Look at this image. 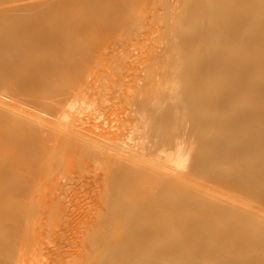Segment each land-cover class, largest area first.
Wrapping results in <instances>:
<instances>
[{
  "label": "bare ground",
  "instance_id": "obj_1",
  "mask_svg": "<svg viewBox=\"0 0 264 264\" xmlns=\"http://www.w3.org/2000/svg\"><path fill=\"white\" fill-rule=\"evenodd\" d=\"M123 33L149 44L127 80ZM84 151L112 185L87 264H264V0H0V264L18 196Z\"/></svg>",
  "mask_w": 264,
  "mask_h": 264
},
{
  "label": "rangeland",
  "instance_id": "obj_2",
  "mask_svg": "<svg viewBox=\"0 0 264 264\" xmlns=\"http://www.w3.org/2000/svg\"><path fill=\"white\" fill-rule=\"evenodd\" d=\"M129 33H131V32H129ZM129 33H127V34L123 33L124 35H127V39H126L127 41H129V42L131 40L132 41H131V43H126L127 49H126L125 55L122 57L123 61H121V64L123 63V67L121 68L120 75H118L119 77H121L122 79H125V80H127V77L132 75V73L134 72V70H133V68H135L134 63H133L134 62V56L137 57L136 64L138 65V63H142L146 59L145 54L147 53V50L149 49V44H147V45L144 44V42L146 40L143 37H139L138 35H135V34H134V36L129 35ZM114 39L115 38H113V39L109 38L110 42L107 45L108 46L113 45L112 44L113 41H111V40H114ZM118 41H119L118 39H117V41H114V42H116V45L120 43ZM114 59H116V58H114ZM118 59L119 58H117V61H118ZM129 66H131L132 68ZM235 66L236 67H242L243 65H242V62H238L235 64ZM90 78L89 79L92 81V77H90ZM118 80H120V79H118ZM129 81L131 82V79ZM129 81H127V83ZM92 82L90 83V86H92ZM125 84L126 83L124 82V84L122 85V88H124V89L126 87ZM131 84H132V82H131ZM124 89L121 92L116 93V95L119 96L118 99L111 100V101H113L112 102L113 104H115L117 102L116 100H118V102L119 101L121 102L119 104L117 102L116 105H113L112 103H110V105L111 104L113 105V106L111 105L112 108L114 106H117L118 108L121 106V107H124V109H126V108L128 109V107H131L132 100L134 99L136 93L138 92V89L136 87L132 88V86H131V88H129L130 90L129 89L124 90ZM126 90L129 93V96H128V94H126L127 97L125 95ZM230 90L232 93H235L236 103L237 104L242 103L246 97V92L242 91V88L240 86L236 85V83L231 84ZM123 91H124V93H123ZM132 91H134V92H132ZM120 94H123V95H120ZM122 97H124V101H123ZM126 98H127V101H126ZM237 100H240L241 102H237ZM129 102L131 103L130 106H129ZM126 106H128V107H126ZM117 107H114V108L117 109V111H118ZM131 108H133V107H131ZM134 108H135V106H134ZM121 110H123V108ZM121 110H119V111H121ZM79 157H81L80 158L81 160L77 157H76V160L75 159L71 160L72 159L71 158L70 164L68 167H65L63 169H61L62 167H59L58 173H57L59 178L56 182L53 181L55 179L54 176H51L49 178V180L42 182V183L36 182V184H35V182H34L33 184H31V187L33 186L34 188L30 187L29 188L30 192H27V195L25 194L23 197L18 196V198L19 197L22 198V199L19 198L18 201L22 200L23 204L24 205L26 204V206H24L20 201L18 203L16 202V204H18L17 207H19V208H17V211L14 210L16 208H13V210L16 212V214L14 215L13 212L12 213L10 212L11 213L10 215L13 214L14 216L13 215L9 216V219H11L10 220L11 222L9 221V223H12V224L14 223L13 224V226H14L15 225L14 221H17L16 225L18 224L19 227L15 225L16 227L13 229H16L17 227L20 228V229L17 228L18 231H16L17 229L16 230L11 229L12 232L10 231L12 243H13V241L15 243V245L12 244L14 247L11 245L13 247L12 248L13 252L11 253V250H9V254H12V255H9V263L10 264H12V263L16 264V262H18L22 256H23V259H20V262H22V263L23 262L25 263L26 261H29L30 258L34 257L35 260H33L31 262V264H68V263L69 264H87L88 254H86V253H88L89 248L87 249L85 247L89 246V243H90L89 242V232H90L89 230L91 228H93V226H92L94 223L93 220L95 219V217L93 215H91L92 217L90 216V214H92L91 210H94V212L96 210L97 211L99 210L98 208L96 209V207L98 205L101 206V202H100L101 200L100 199L106 193L105 190L106 189L110 190L109 188H111L112 185L108 184L109 187H107V188L105 187L106 182L104 180L105 176H103V175H105V173H107V170H108V165L106 163L105 158H103V157L96 158V160H98V161H96L95 159H92V158L90 159L87 151H84L83 154L81 153V155ZM88 158H89V160L84 161V159H88ZM77 161H79L80 163L82 161V163L78 164V163H76ZM88 162H91V163H88ZM100 163H101V165H100ZM76 164L78 166L81 165V167H82V164H84L85 166L83 165L84 168L83 167L77 168L78 166ZM92 165H94V166H92ZM104 165H105V167H104ZM75 170H76V172H75ZM91 173L96 175V176L92 175ZM100 173H102V174L100 175ZM60 174H62V175H60ZM76 175L78 178H80L79 180L77 179ZM91 175L93 177L92 179L89 178ZM64 176L66 177L67 180L69 179L74 183L77 182V184L71 183V185H70V181H69L68 182L69 184L66 182V186H65L63 184L64 183L63 181L66 180ZM98 176L99 177L101 176L100 177L101 179H98ZM61 177L64 178L63 181L60 180V179H63ZM74 177L76 178V181H74L75 180ZM90 179L93 180L94 182L90 183L91 182ZM95 179H97L98 182H97V180L95 181ZM59 181L63 182V183L59 184ZM83 181H85V182H83ZM46 182H47V185H46ZM79 183L80 184L82 183V184L80 185ZM93 183H95V185L99 186L100 188L93 185ZM67 184L70 185L71 187L67 186ZM103 184H105V185H103ZM37 185L39 187V190L37 188ZM41 185H42V188H40ZM61 185H62V187H61ZM102 185H103V187H102ZM108 185H106V186H108ZM74 186H75V188H73ZM79 186H80V188H79ZM35 187L37 189H35ZM55 187H56V189H55ZM57 187H59V189ZM97 188L101 189V190L97 191L96 190ZM47 190L50 193L53 192V193H51L53 195H51L49 192L47 193ZM52 190H56V191H52ZM92 190H94V191H92ZM32 191H34V192H32ZM90 191L94 192V194ZM38 192H39V197L36 194ZM98 192H99V194H96V196L98 198V200H97L95 193H98ZM28 193H30V194H28ZM71 193L75 194V195H72ZM80 193H84V195H81ZM89 193L90 194L92 193L91 197H90ZM30 195L32 197L31 201L33 202V204L32 203L30 204V202H31L30 198H29ZM25 196H27V198ZM88 196L90 198H88ZM14 197H16V196H14ZM88 199H91L92 203L90 202V200L88 201ZM10 200H13V199L10 197ZM14 200H15V198H14ZM92 200H97L98 202H100V204L97 201H94V204H93ZM16 201H17V199H16ZM11 202H14V201H11ZM11 202H9V203H11ZM87 202L89 203V207H90V204L91 205L93 204L94 207L96 206L95 207L96 210L92 209V208H94L92 206L91 208L87 209V210H90V209L91 210L86 212ZM95 202H97V203L95 204ZM14 204H15V202L13 203V205ZM19 204L20 205L22 204L26 210L22 207V205L20 206ZM10 206H11V204H10ZM20 208L23 209L24 213H22V212L19 213V211H21ZM18 209H19V211H18ZM88 212H90V214ZM17 213L20 214V215L18 214L19 218L17 216ZM84 213H86V214H84ZM87 214H89V217H88V219L86 218L84 220V216L85 215L87 216ZM98 214L94 213V215H96V217ZM15 216H17V217H15ZM16 218H18V219H16ZM79 218H80V220H79ZM81 218H83V220ZM12 220H14V221H12ZM81 220H82V222H81V225L79 227V224H80L79 221H81ZM20 221H22L20 223L21 225L18 223ZM87 222H88V224H85ZM77 223H79V224L77 225ZM89 223H91L92 225L89 226ZM74 224H75V227L78 226L79 229H77L78 227L75 228ZM82 226H83V232H82V229H80V228H82ZM88 226L91 228L85 230V228H88ZM25 235L29 236V238L26 237L27 239H25ZM26 240L29 241L28 244L26 243L27 242ZM33 242H35V243H33ZM27 245H29L28 248H27ZM31 247H33L34 253L32 252L31 255L28 258H26L24 255H25L27 249H30ZM84 248H85V250L87 249V251H85ZM80 251H82V252L80 253ZM74 252L75 253L77 252V256L75 254H73ZM78 252H79V257L81 259H84V257H85L84 261H82L81 259L78 260V258H79ZM81 254H83V256L84 255H86V256L83 257ZM71 255L76 256V257L73 258V256H71ZM86 257H87V260H86ZM65 261H66V263H65Z\"/></svg>",
  "mask_w": 264,
  "mask_h": 264
}]
</instances>
